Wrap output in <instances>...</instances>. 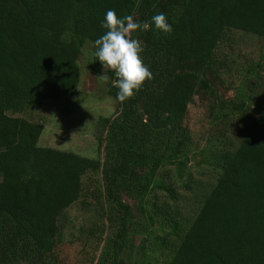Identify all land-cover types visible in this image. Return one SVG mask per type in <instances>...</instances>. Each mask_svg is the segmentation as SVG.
<instances>
[{"label": "trees", "instance_id": "16d2710c", "mask_svg": "<svg viewBox=\"0 0 264 264\" xmlns=\"http://www.w3.org/2000/svg\"><path fill=\"white\" fill-rule=\"evenodd\" d=\"M109 9L150 23L132 38L141 42L154 78L124 103L109 85L119 110L100 120L102 161L38 146L43 126L7 111L68 95L78 86L77 57L87 43L90 67L100 76L94 42L106 31L101 22ZM158 13L167 16L171 33L155 29L151 17ZM231 30L264 38V0H0V264H38L29 244L53 253L58 217L86 196L83 177L100 170L105 199L118 214L106 249H113V264H124L118 257L132 245V233L154 235L160 248L176 243L165 264H264V98L254 101L256 117L242 121L239 144L210 157L215 183L190 223L169 217L166 199L160 205L151 198L156 189L170 191L159 176L164 167L184 173L186 110L198 87H207L217 47ZM122 194L139 205L143 229L131 227Z\"/></svg>", "mask_w": 264, "mask_h": 264}, {"label": "rangeland", "instance_id": "374dc122", "mask_svg": "<svg viewBox=\"0 0 264 264\" xmlns=\"http://www.w3.org/2000/svg\"><path fill=\"white\" fill-rule=\"evenodd\" d=\"M91 50L92 45L87 43L77 57L79 83L68 95L55 101H31L17 112L7 111V115L41 124L40 147L102 161L97 137L105 131L100 120L114 117L119 105L117 99L108 94L109 85L115 83L111 79L104 82L93 74ZM215 56V66L206 75L207 87H198L183 121L188 132L184 173L179 176L174 165L164 167L159 176L170 191L156 189L151 195L152 201L160 205L162 199H166L172 207L167 212L169 217L184 224L192 221L202 199L215 183L217 171L210 157L239 144L244 137L243 124H249L258 114L254 101L264 98V38L228 31ZM103 74L108 73L103 70ZM83 187L87 190L86 196L58 217L59 235L54 252L41 253L30 244L25 246L33 261L39 260L40 264H113V249H106L118 229V214L105 199L101 170L87 173L83 177ZM121 200L131 207L134 217L131 227H145L146 220L137 202L123 194ZM93 231L96 237H92ZM156 236L159 235L156 233ZM131 238L130 248L118 257L124 264H165L176 244L171 242L168 248H160L154 235L146 237L132 233ZM141 244L145 249L140 248ZM104 251H107L105 256L102 255Z\"/></svg>", "mask_w": 264, "mask_h": 264}, {"label": "clouds", "instance_id": "9594fccd", "mask_svg": "<svg viewBox=\"0 0 264 264\" xmlns=\"http://www.w3.org/2000/svg\"><path fill=\"white\" fill-rule=\"evenodd\" d=\"M151 22L158 31L166 34L173 31L164 13L153 15ZM101 27L106 31L94 42V56L101 63L105 73H114L115 85L118 88L117 99L124 103L134 97L146 81L154 78L142 59L144 48L141 42L132 38L134 32L148 30L151 25L147 21L137 22L131 15L119 17L115 10L109 9ZM99 77L104 82L109 80L108 74Z\"/></svg>", "mask_w": 264, "mask_h": 264}]
</instances>
